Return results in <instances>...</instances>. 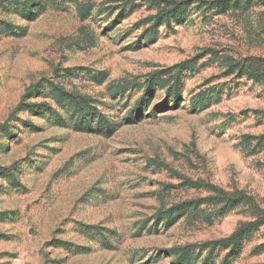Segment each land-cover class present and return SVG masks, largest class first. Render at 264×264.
<instances>
[{
    "label": "rangeland",
    "instance_id": "rangeland-1",
    "mask_svg": "<svg viewBox=\"0 0 264 264\" xmlns=\"http://www.w3.org/2000/svg\"><path fill=\"white\" fill-rule=\"evenodd\" d=\"M165 1L185 20L147 22L154 0H0V264H177L176 247L205 264L249 223L211 264H264V79L245 74L264 78V0Z\"/></svg>",
    "mask_w": 264,
    "mask_h": 264
},
{
    "label": "trees",
    "instance_id": "trees-1",
    "mask_svg": "<svg viewBox=\"0 0 264 264\" xmlns=\"http://www.w3.org/2000/svg\"><path fill=\"white\" fill-rule=\"evenodd\" d=\"M20 1L21 0H14L12 2L11 6H20ZM25 2L30 3L33 0H24ZM154 6H157L159 8V14L155 17H151L148 19L147 22L155 21L157 26L160 23H170V21L175 20L177 22H180L181 19L185 20L186 15H187V10L189 8V2H179V1H165V0H154ZM81 8V13L83 14V10ZM157 37V33H155L152 29L148 30L146 33V38L148 40L155 39ZM254 62V60L252 61ZM255 62H262L264 63V60H257ZM188 67L191 66V63H188ZM264 66V64H262ZM251 70L247 71L245 74L248 76H251V78L260 81L263 78V73L260 72L259 69H252V66L249 68ZM264 69V68H263ZM244 70V69H243ZM248 70V69H247ZM155 78L153 79V83H147V90H151L155 85H162L163 87L168 85L167 81H163L164 78V73L159 72L155 74ZM55 92L57 93V98L61 102H67L72 106L78 107V109H82L83 106L86 104V99L78 98L72 94H67L61 89H55ZM171 93V91H170ZM179 91H175V95H179ZM194 107H198L199 105L204 106L205 105V98H199V99H194ZM27 108H39L40 110L43 108H48L49 106L46 104H40V105H27ZM253 138L250 136L245 137V143L246 144H251ZM12 169H15V167H10V168H2L0 167V174H6L10 172ZM190 184L194 186H198L197 183H193L190 181ZM217 193L216 197L214 199H211L210 201L212 203H222L224 204L225 207H230V208H235L239 206L240 202L242 201L243 197L245 196L244 193H237V194H231L227 195L223 191L215 190ZM219 201V202H218ZM194 202H188L180 205L179 207L173 209L175 212H170L166 213L165 216L163 217L164 219L171 220L173 219L176 215L178 216H185L191 209V205ZM188 205V206H186ZM254 223H249V224H242L234 234H232L228 238L221 239L219 241H211L203 245L205 250L208 253V256L204 259L205 264H211L214 262V254L216 253L217 250H226L232 248L233 251L239 252L241 243L243 242V239L248 235V228L252 226ZM171 255L179 256L177 257V260L179 263L177 264H192V257L193 255V248L191 247H176L173 248L172 251L170 252ZM227 260H224L222 264H227Z\"/></svg>",
    "mask_w": 264,
    "mask_h": 264
}]
</instances>
